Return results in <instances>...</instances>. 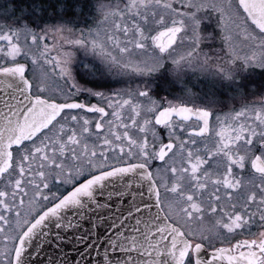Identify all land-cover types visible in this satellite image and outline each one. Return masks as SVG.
<instances>
[{"label": "snow or ice", "instance_id": "snow-or-ice-1", "mask_svg": "<svg viewBox=\"0 0 264 264\" xmlns=\"http://www.w3.org/2000/svg\"><path fill=\"white\" fill-rule=\"evenodd\" d=\"M0 264H264V0H0Z\"/></svg>", "mask_w": 264, "mask_h": 264}, {"label": "rangeland", "instance_id": "rangeland-1", "mask_svg": "<svg viewBox=\"0 0 264 264\" xmlns=\"http://www.w3.org/2000/svg\"><path fill=\"white\" fill-rule=\"evenodd\" d=\"M15 6H17V8H22L24 7L26 4H28V0H12L11 1ZM19 14V13H17Z\"/></svg>", "mask_w": 264, "mask_h": 264}, {"label": "water", "instance_id": "water-1", "mask_svg": "<svg viewBox=\"0 0 264 264\" xmlns=\"http://www.w3.org/2000/svg\"><path fill=\"white\" fill-rule=\"evenodd\" d=\"M66 251H69V249H66Z\"/></svg>", "mask_w": 264, "mask_h": 264}, {"label": "trees", "instance_id": "trees-1", "mask_svg": "<svg viewBox=\"0 0 264 264\" xmlns=\"http://www.w3.org/2000/svg\"><path fill=\"white\" fill-rule=\"evenodd\" d=\"M12 1V0H11Z\"/></svg>", "mask_w": 264, "mask_h": 264}]
</instances>
